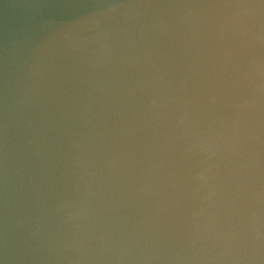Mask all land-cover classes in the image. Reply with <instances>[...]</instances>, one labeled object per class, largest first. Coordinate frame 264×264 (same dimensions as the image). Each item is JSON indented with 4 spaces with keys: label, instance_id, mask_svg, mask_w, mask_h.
I'll list each match as a JSON object with an SVG mask.
<instances>
[{
    "label": "water",
    "instance_id": "obj_1",
    "mask_svg": "<svg viewBox=\"0 0 264 264\" xmlns=\"http://www.w3.org/2000/svg\"><path fill=\"white\" fill-rule=\"evenodd\" d=\"M0 264H264V0H0Z\"/></svg>",
    "mask_w": 264,
    "mask_h": 264
}]
</instances>
